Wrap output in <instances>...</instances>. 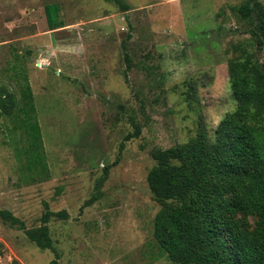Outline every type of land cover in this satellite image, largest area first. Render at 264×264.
<instances>
[{"label":"rangeland","instance_id":"rangeland-1","mask_svg":"<svg viewBox=\"0 0 264 264\" xmlns=\"http://www.w3.org/2000/svg\"><path fill=\"white\" fill-rule=\"evenodd\" d=\"M245 1L124 0L125 11L112 0H0V97L13 104L0 113V208L29 228L46 205L69 214L48 222L57 255L0 218V264H180L154 236L162 201L147 177L156 149L202 125L213 136L236 108L232 62L264 60ZM49 3L63 26L50 29Z\"/></svg>","mask_w":264,"mask_h":264},{"label":"trees","instance_id":"trees-1","mask_svg":"<svg viewBox=\"0 0 264 264\" xmlns=\"http://www.w3.org/2000/svg\"><path fill=\"white\" fill-rule=\"evenodd\" d=\"M112 1L129 9L124 0ZM59 11L58 4H46L50 29L63 26ZM238 11L243 17L258 14L251 35L257 47L264 48V5L246 0ZM127 61L131 68L128 56ZM229 74L236 108L220 120L213 136L202 125L187 143L156 149V164L148 173L149 186L162 201L154 236L180 264H264V60L244 56L232 62ZM1 95L0 113H9L12 94L1 90ZM139 133H129L127 139ZM46 206L39 227H27L9 209L0 208V218L57 255L48 222L69 214ZM4 251L0 241V257ZM56 263L53 259L50 264Z\"/></svg>","mask_w":264,"mask_h":264}]
</instances>
